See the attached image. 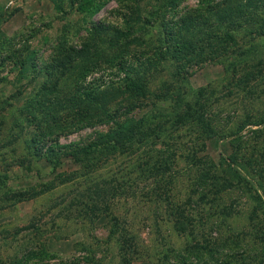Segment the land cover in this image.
I'll list each match as a JSON object with an SVG mask.
<instances>
[{
	"label": "rangeland",
	"instance_id": "374dc122",
	"mask_svg": "<svg viewBox=\"0 0 264 264\" xmlns=\"http://www.w3.org/2000/svg\"><path fill=\"white\" fill-rule=\"evenodd\" d=\"M168 1L128 4L129 0H0V264H118L122 253L127 261L121 264H178L179 258H186L191 264L226 263L223 241L248 228L251 202L237 189H225L233 184L225 181L230 179L229 174L213 172L209 184L203 185L198 180L203 167H187L185 155L195 152L197 159L217 162L221 150L231 151L228 143H216L213 138L203 146L196 122L186 123L185 117L173 120L170 114L162 129L149 135L137 146L138 150L133 147L123 154L100 150L87 156H72L61 147L86 144L110 127L100 121L78 126V102L71 98L77 92L81 75L87 73L86 83L96 84L120 81L123 76L118 67L109 66L98 53H106L110 45L105 33L97 31L89 37L92 24L123 29L132 25L130 37L146 16L156 15L155 7H163ZM196 2L183 0L181 4L191 6ZM80 3L83 9H79ZM131 6L137 10L134 18L140 19L130 18L124 24V17L131 16ZM157 17L154 24L145 26L143 39L147 46L143 42L127 43L130 55L144 58L146 67L154 52L151 45L160 46L164 41L160 42L163 26L161 17ZM232 32L240 48L227 55L223 63L206 61L193 66L189 83L195 89L206 87L205 93L198 95L201 111L216 131L228 134L243 127L241 132L249 142L246 152L255 153L254 158H244L254 165L259 163L256 177L264 187V36H254L247 28L235 27ZM95 40L98 50L95 52L93 47L94 55L89 58L103 61L98 67H91L93 71L82 64L77 66L74 58L67 60L68 52ZM31 51L36 55L34 65L28 58ZM114 52L117 50L110 51ZM57 53V62L67 61L64 66L56 67L52 56ZM110 57L107 60H113ZM231 61L236 62V70L226 71L225 66L229 67ZM161 62L157 70L154 67L145 76L149 90L171 81L174 62ZM44 84L50 86L49 93L39 95L38 89ZM14 91L16 96L10 98ZM39 97H51L56 104L45 102L38 110L35 100ZM130 97L127 92H115L110 105L121 103L127 107L131 105ZM140 105L128 110L127 116L148 114L149 119H154L150 104ZM155 110L160 111L158 107ZM155 113L158 119L146 121L145 128L166 115L164 110ZM37 121H41L39 125ZM176 126L182 127L170 130ZM255 128L261 130L254 137L249 130ZM39 129L45 133L41 139L43 150L49 145L55 147V156L50 160L37 156L32 146L31 136ZM160 152L165 156L173 154L172 162L167 164L173 169L168 192L156 187L163 174L157 172L153 161ZM164 174L167 177L168 170ZM66 176L70 178L64 181ZM114 178V182L121 183L119 191L124 189L125 194L109 197L102 210L87 211L91 201L85 196L88 189L92 190L93 184L102 179ZM215 182L219 185L217 190L211 189ZM18 190L27 193L21 198L11 195ZM231 202L237 210L228 218L219 215L220 207ZM113 221L121 228L109 236ZM234 237L229 244L232 250L228 253L235 251L231 256L237 255L240 264H264V256L247 255L254 252L251 247L260 248L261 241H251L243 235ZM31 251L53 256H42L41 263L39 258H29Z\"/></svg>",
	"mask_w": 264,
	"mask_h": 264
},
{
	"label": "trees",
	"instance_id": "16d2710c",
	"mask_svg": "<svg viewBox=\"0 0 264 264\" xmlns=\"http://www.w3.org/2000/svg\"><path fill=\"white\" fill-rule=\"evenodd\" d=\"M128 4L132 2H138L140 0H129ZM183 0H169L167 4L163 7L157 6L154 8L156 15H148L144 18L143 23L138 27L136 34H133L130 29H123L114 25H107L104 23L92 24L93 31H89V37H94L96 32L105 33L106 41L109 42V50L105 52H98L100 55L104 56V61L109 66H116L119 70L123 72V76L120 81H109L108 83L96 84L95 81L86 83V74H82L80 79H78L79 85H77V92L72 94L71 99L77 98V123L91 126L95 122H105L110 124V127L106 132L100 133L96 138L87 142L86 144L80 145H67L61 146L67 149L65 152L68 155L77 156H87L91 153L105 150L110 153H126L133 147L138 150L141 143L153 132L157 133L161 126L170 118V114L173 120L183 119L185 117L186 123L196 122L195 125L201 132L202 145L206 144L210 139L216 138L215 141L218 143L222 140L224 143H228L231 147V151H220L218 155L217 162L211 158L207 160L196 158L195 152H188L185 155V159L188 160L187 167L191 165L197 166V168L203 167L202 173L198 176V180L203 185H208L209 180L213 172L215 173H225L229 174L230 179L225 181L227 183L233 182V184L226 186L225 189H237L243 193L248 202L250 208L247 211L248 228L240 230L234 233V236H242L243 238L249 237L251 241H261L262 246L260 248L251 247L252 251L247 252V255L252 258L254 256H264V187L261 179L256 177V166L259 163H254L246 158L249 156L254 158V151H246L249 149V142L244 139V134H242L243 127L238 128L228 134H223L222 131H216L214 125H210V122L204 117V113L201 111L202 102L199 101L198 95L205 93L206 87H199L195 89L189 83V76L192 71H189L193 66H198L206 61L210 62H224L227 60V55L236 52L240 46L236 37L233 34V29L236 28H247L249 33H254V36H264V0H197L196 4L191 6H182L181 2ZM85 4V3H84ZM87 4H91L90 1ZM125 4V3H124ZM92 5V4H91ZM126 6V5H124ZM97 8L100 5L96 6ZM60 8V7H58ZM83 9L84 6L80 3L79 9ZM130 10V8H128ZM165 9L164 11H162ZM263 9V11H262ZM137 10L134 6H131V16L124 17V24L129 23L128 20L138 21L140 18L135 14ZM169 14V16H168ZM150 16V17H149ZM157 16L161 17L160 23L163 26V36L160 38L163 44L159 46L151 45V49L154 48L151 60H149V66H145L143 61L144 58H140L137 55H130L128 52V42L144 43L146 46L148 43L143 39V34L146 29V24L150 26L155 23ZM98 39V35H97ZM104 42V41H102ZM99 43L98 40L88 43V41L83 42L79 48L73 49V52H68L67 60L73 59L77 60L75 64L81 65L88 71L91 67H98L102 63L101 59L89 58L93 54L92 48L94 47L95 52L98 50ZM113 49L117 52L110 53ZM128 52V53H127ZM58 54L52 56L56 67L64 66L60 61H56ZM67 54V51H66ZM132 54V53H131ZM111 56V57H110ZM113 60H107L108 58ZM28 58L33 62L36 60L35 51H31ZM172 60L174 63L171 66L174 67L172 71L171 81H163L159 86H156L154 90H149L147 85L146 77L147 73L157 70V66L162 63L161 61ZM107 60V61H106ZM101 61V62H100ZM115 62V63H114ZM151 62H153L151 64ZM21 63H24V59ZM50 61L46 62L49 65ZM230 67V68H229ZM229 67L225 66V70H236V62L231 61ZM35 69V67H33ZM35 75L36 73L33 72ZM234 78V77H233ZM50 86L47 87L45 84L42 85L38 91L39 95L43 92L49 93ZM130 93L132 97L131 105L127 107L120 104L110 105V101L114 99V93ZM17 94L16 91L11 93L10 98H14ZM127 100V99H126ZM148 100V101H146ZM37 109L40 110L44 103L51 102V104H56L53 98L48 97L47 99L37 98L35 100ZM114 103V102H113ZM46 104V103H45ZM149 106L152 108V115L154 119L158 114L155 112L165 111L166 115L163 120L159 119L155 124L145 128L144 123L146 121H153L154 119H149L148 114H143L140 117H130L127 116L128 110H132L134 107ZM79 106V107H78ZM158 107L160 111L155 110ZM139 108V107H138ZM80 110V111H79ZM152 117V116H151ZM41 121H37L36 125H39ZM94 122V123H93ZM263 122V121H262ZM259 122L255 123L258 124ZM183 126V125H182ZM182 126L172 128L170 130H179ZM192 128V127H191ZM194 128V127H193ZM192 131L194 132V129ZM261 129L255 128L250 129V134L254 137ZM199 134V133H198ZM45 137L44 130L39 129V132L31 136L32 146L35 150V154L39 157H44L46 160L52 159V155L55 154L54 146L49 145L47 149L43 150V142L41 139ZM60 147V148H61ZM67 147V148H66ZM70 148V149H68ZM146 152V149L144 150ZM57 155V154H56ZM55 156V155H54ZM160 157H157L153 161V165L156 166L157 172H162L156 187L164 189L168 192L169 184L173 177V169L171 166L167 167V164L171 163L173 159V154L164 155L162 152L159 153ZM258 162V161H257ZM157 164V165H156ZM163 166V167H162ZM190 168V167H189ZM146 170V169H145ZM168 170V175L164 174ZM149 172V171H148ZM155 172V173H157ZM70 177L66 176L62 180L66 181ZM215 179V178H214ZM111 179H102L100 183H94L95 186L91 191L88 189L87 196L90 203L86 206L87 211L102 210L105 208L106 203H104L109 197L120 196L125 194L124 189L119 191L118 186H121L120 182H114ZM218 183H212L211 189H218ZM221 190V189H220ZM26 190H18L13 192L12 196L22 197L26 194ZM35 194V193H34ZM236 207H233L232 202L224 204L220 207L218 214L224 217H230L232 212L236 211ZM259 220L255 221L256 219ZM112 219H114L112 217ZM116 223V222H115ZM222 224V223H221ZM119 225L111 223L109 229V236L118 230ZM183 226V225H182ZM180 227V229L184 227ZM217 227V226H216ZM246 227V226H245ZM178 229V228H177ZM232 235L226 236L222 244V256L225 258L224 264H240L238 261L240 259L237 255L233 254L235 251L228 253L232 250L230 242L236 237ZM249 244H247L248 246ZM121 247V250L124 248ZM221 247V246H220ZM219 248V247H218ZM240 248V247H239ZM244 249V248H243ZM126 250V249H125ZM240 250V249H239ZM226 252V253H225ZM238 252V250H237ZM127 254V253H126ZM29 258H39L38 262L42 263L44 257L51 258L53 254L42 253L31 251L29 253ZM180 256V255H178ZM42 257V258H41ZM228 257L231 258L227 259ZM237 257V258H236ZM90 260L93 257L89 258ZM264 259V257H263ZM186 258H179L178 264H191L187 262ZM125 261V262H124ZM127 256L122 253L121 259L118 264L126 263ZM260 259L258 262H261ZM224 262V261H223ZM27 263V262H26ZM20 264V263H19ZM23 264V263H21ZM33 264H40L33 262Z\"/></svg>",
	"mask_w": 264,
	"mask_h": 264
}]
</instances>
